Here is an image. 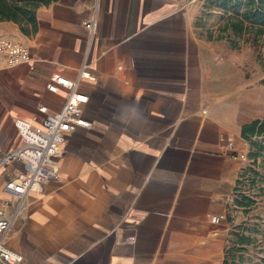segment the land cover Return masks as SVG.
<instances>
[{
  "label": "crops",
  "instance_id": "crops-1",
  "mask_svg": "<svg viewBox=\"0 0 264 264\" xmlns=\"http://www.w3.org/2000/svg\"><path fill=\"white\" fill-rule=\"evenodd\" d=\"M196 1L59 0L37 10L28 36L0 23V38L29 53L0 67V161L21 144L16 119L39 127V106H63L45 89L54 74L78 80L77 115L91 123L69 135L58 180L25 197L5 234L19 264L225 263L244 207L234 155L247 157L242 129L264 118V44L202 38ZM20 172L0 165L7 214L17 203L3 187Z\"/></svg>",
  "mask_w": 264,
  "mask_h": 264
},
{
  "label": "built area",
  "instance_id": "built-area-1",
  "mask_svg": "<svg viewBox=\"0 0 264 264\" xmlns=\"http://www.w3.org/2000/svg\"><path fill=\"white\" fill-rule=\"evenodd\" d=\"M86 28L94 30V19ZM28 50L19 43L0 38V67L12 68L21 64H28ZM91 75L83 70L79 72V79H90ZM48 93L64 99L63 106L57 113H50L44 105L37 109L41 117L39 127L32 123L16 119L14 128L20 139V146L4 155L0 165L18 162L22 165V172L4 184L6 191L16 201L11 214L10 200L0 201V264H19V253L7 248L4 236L10 230L13 220L20 214L25 197L31 192H40L51 181L58 180L56 160L61 155L68 137L77 128L90 129L91 123L77 115V108L86 101V97L78 91V80H70L64 76L54 74L46 82ZM246 163L244 155H234ZM220 217H211L213 224L220 222Z\"/></svg>",
  "mask_w": 264,
  "mask_h": 264
},
{
  "label": "rangeland",
  "instance_id": "rangeland-1",
  "mask_svg": "<svg viewBox=\"0 0 264 264\" xmlns=\"http://www.w3.org/2000/svg\"><path fill=\"white\" fill-rule=\"evenodd\" d=\"M196 2L199 7L195 27L199 36L209 41H225L235 48L242 41L244 34L235 35L226 27L229 17H234V12L229 9L230 5H226V0ZM43 7L45 6L40 8ZM244 11L243 7L236 10L239 15ZM236 19H240L239 16ZM247 35H249L248 39H254L252 34H245ZM259 42L263 43L262 40ZM261 57L264 68V53H261ZM245 165L242 190H240L244 207L241 216L237 217V222L241 224L231 231L236 237H233L228 244L226 264H264V150L258 152L257 149L252 148L247 155Z\"/></svg>",
  "mask_w": 264,
  "mask_h": 264
},
{
  "label": "trees",
  "instance_id": "trees-1",
  "mask_svg": "<svg viewBox=\"0 0 264 264\" xmlns=\"http://www.w3.org/2000/svg\"><path fill=\"white\" fill-rule=\"evenodd\" d=\"M57 1L59 0H0V23L12 22L22 34L28 36L36 30L37 10ZM226 5H230L229 9L234 12V17H229L226 27L235 35L252 34L255 42L262 40L264 44V0H226ZM239 7L245 9L240 15L236 12ZM242 138L258 152L263 151L264 139L254 141V138H264V118L244 126Z\"/></svg>",
  "mask_w": 264,
  "mask_h": 264
}]
</instances>
